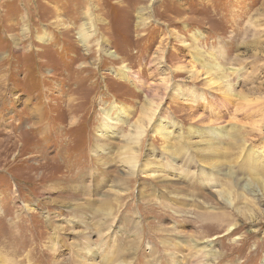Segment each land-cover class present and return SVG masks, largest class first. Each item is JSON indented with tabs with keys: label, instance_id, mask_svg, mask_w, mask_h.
<instances>
[{
	"label": "rangeland",
	"instance_id": "374dc122",
	"mask_svg": "<svg viewBox=\"0 0 264 264\" xmlns=\"http://www.w3.org/2000/svg\"><path fill=\"white\" fill-rule=\"evenodd\" d=\"M88 16L92 37L84 46L78 35L87 31ZM43 34L45 41L38 42ZM211 55L228 76L221 85L228 84L234 96L261 99L264 116V0H0V264H102L107 248L112 249L108 258L123 256L113 264H180L183 259L193 264L189 240L205 228L219 229L204 239L220 254L215 262L264 264V206L250 220L254 211H241L243 205L239 212L228 202L223 203L227 209L213 205L214 199L221 203L214 193L218 188L198 180L197 171L181 165L172 150L171 156L159 151L172 144L170 137L186 133L193 118L188 100L202 104L210 93L205 74L195 73L201 64L196 57L208 60ZM122 67L134 78L119 79ZM173 91V100L160 104L177 123L169 141L152 137L148 128L143 142L157 150L152 168L159 175L138 172L117 206L112 178L121 172L117 162L123 135L132 130L146 102ZM112 105L133 113L117 126V134L106 137L112 143L108 149L95 156L92 136L102 109ZM224 121L244 126L252 146H262L256 131L264 135V122L249 117L237 123L228 115ZM239 171L242 180L245 173ZM79 175L87 181L76 196L60 190L41 193L50 183L77 184ZM140 177L150 185L142 200ZM74 207L80 211L71 212ZM98 212L106 214L108 224ZM223 212L232 215L235 226H214ZM68 220L74 223L67 225ZM225 234L230 235L221 237ZM87 242L93 248L89 257L81 252Z\"/></svg>",
	"mask_w": 264,
	"mask_h": 264
},
{
	"label": "bare ground",
	"instance_id": "6f19581e",
	"mask_svg": "<svg viewBox=\"0 0 264 264\" xmlns=\"http://www.w3.org/2000/svg\"><path fill=\"white\" fill-rule=\"evenodd\" d=\"M87 20H88L87 31L85 32L83 31L84 29H82V31H80L78 35L79 41L84 46L87 45L89 38L92 37V33H90L91 31H89L91 26H93L91 22L92 18L88 16ZM140 20L147 21V19L143 16H140ZM45 35L46 34H43L42 36L38 35L36 37L37 41L38 42L45 41ZM192 40L194 44L195 39L192 38ZM103 41L102 43L105 44V41L104 42ZM192 47L193 48L191 49V53H194L195 46H192ZM102 51H104L103 48H102ZM209 57L210 58L208 60H206V58L203 59L200 56L196 57V61H198L201 64L198 65V68L200 69V71L196 72L195 74L196 76H199L202 73L205 74L204 83H206V86L209 87L210 93L204 95V98H202V101H203L202 104L197 103L200 99H195L191 97V99L188 100V103H189L188 106L189 108L192 109V113L190 116L193 118L189 119L190 124L185 129L186 131L185 134L181 131L176 134V137H174V135L170 137L173 134V129L176 127L177 123L175 122V120H173V124L171 123L172 117H169V115L165 113V110H167V108L165 110L160 108V104L162 101H164V99L168 103L171 102V100H173V97L175 95L173 91V93L168 96H166V94L160 95V98H158L156 102H154L153 100L146 102L140 109V115L138 119L131 126L132 130L126 135L125 134L123 135V140L121 142L122 144L118 148L120 149V151L118 153L119 160L117 162L121 166L120 168L121 172L119 171L120 173H116L112 178V184L115 187V199L114 200L117 206L122 200L121 197L124 195L123 192H125L127 188H129V184H131L130 186L131 188H133V184H134L133 176L135 177V175H137L138 172L144 177H150V175L155 176V173H157L156 175H159V172H157V169L152 168L153 162H155L154 159L157 158L155 157V153H157V150L154 149V146H152L151 143H149L146 148H145V145L143 144L146 133L148 132V128L149 130H151L152 137L158 136L162 138V140L166 143L169 141V137H170L171 142L173 141L172 142L173 145L171 143L170 145H168V147L164 145L159 150L162 153V155L167 154L171 156V150H172V152L175 153L176 156L181 158V162H182L181 165L185 164L186 168L192 169L194 173L197 171L196 176L198 180H200L201 182L205 184L210 185V187L212 188H218V190L215 191L214 193H216L217 198L220 200L221 203H218L217 200L214 199L215 202L213 205H222L224 209H227L226 205H224L223 203L228 202V204L231 206L230 208L233 209V211L235 210L238 212L239 210H241L239 208V205H243L241 211H243V207H245L244 211H248V212L254 211L249 216L251 218L250 220H252L253 216L254 215L256 216L257 213L259 212V209H260L259 205L262 204L264 206V149H263L264 148V135H262L263 133H259L261 132L260 130L256 131L258 135L260 136V138L262 136V146L255 147V146H252V143L249 141V139L247 137L245 138V136L243 135V132L245 131L244 126L239 125V128H238V126H235L234 124L224 123L225 122L224 116L228 115V116H231L233 120L237 121V123H239L242 119H247L251 117L252 119L255 120V123L259 122L260 124H262V122H264V116H261L260 113L263 109V105H262L263 103H259L261 101V99L259 98H253V97L249 98L248 96H245V95H240V96L232 95L230 86L228 84L221 85L220 83V81L228 79V76L224 73V70L221 69V67H217L218 63L216 62V58L214 57V55H211ZM191 64L193 65L192 69H194L195 68L194 63L192 62ZM180 69H182V67L175 68L174 71L177 72L178 70L180 71ZM234 71L235 70H232V73H234ZM129 73L130 72L126 68L122 67L118 69L116 76L119 79H123V80L125 78L129 79V77L134 78ZM135 81L136 83L141 84L139 80H135ZM154 85L155 83L153 84V86ZM147 88H149V85L147 86ZM164 88L165 90L167 89V87H164ZM153 89L155 90L156 88L154 87ZM199 108L201 109V114L197 115L196 114L198 111L197 109ZM132 113L133 111L130 110L129 108H125V107L123 108L121 106H116V105H112L111 107L107 109L105 108L102 109L100 122L99 124H97L98 125L97 133H95V135L92 136L91 150L95 153V156L102 155L101 151L108 149L106 146L112 143L110 140H108L109 138H106V137L108 135H114V133L118 131L117 126L123 123L122 121L126 122ZM33 114L34 113H32V115ZM115 114L116 116L113 118V115ZM111 120L113 124L111 123ZM69 121H70L69 125H71L73 123V120H69ZM256 126L259 127L258 125ZM71 128L72 127H69V129ZM29 129L30 127L28 128V130ZM20 136L23 137L22 135ZM193 138H195V140L197 141L195 140L192 141ZM175 144L176 146L174 147ZM196 147H199V148L197 149ZM143 149H145L144 158L141 157V153ZM142 159L143 161L141 162ZM170 161H173V158H171ZM106 165H108V163L104 164L103 166L105 167ZM53 168H55L56 170L57 166L56 167L53 166ZM239 168L242 169L243 171L242 173H245L244 178L242 180L240 179L241 176L240 177L238 176V173H240ZM67 169H69L68 171L70 172L73 170V168L71 169L69 167ZM233 170L235 171L233 172ZM106 172H107L106 170H102L101 173L105 174ZM85 176L79 175L75 177L78 183L74 185L69 184L65 186L67 188L63 187L62 185L59 186L58 185L59 183H50L42 187L41 193L43 191L57 192L58 190H60L59 192L64 191V192H67L69 195L76 196L80 193L81 189L82 190L85 189L84 184L87 181L85 179ZM165 182L166 180L164 181V183ZM95 183L97 185H100L101 178H97ZM148 186L150 187L149 181L140 177L139 188H138V193L140 194V200L143 199L144 193L146 192ZM171 189L175 191L173 187H171ZM204 196H207V195H204ZM13 198L15 199V197ZM45 204L48 205L49 203H45ZM70 211L76 213L80 211V208L79 207L70 208ZM101 211H103V208H101ZM96 215H100L102 218L106 217V214L102 212H98ZM103 220L105 223H107L108 221V219L105 220V218H103ZM217 221H215L217 223L214 224V226L217 225L218 228L219 227L228 228L229 226L236 225L234 222L235 220L232 217V215L227 214V212H223L219 214ZM72 222L74 223V221L68 220L66 221V224L68 225ZM49 226L51 227V224ZM92 226H95V225H92ZM53 227L54 228H52V230L55 231L54 233H56L57 225ZM199 229H201V227L198 228V231ZM205 229L204 230L202 229L203 231H201L200 237L199 236L195 238L192 237L191 240H189L190 238L188 239L192 244V249L194 251L193 252L194 257L196 258V262H197L193 264H219L218 262L219 259L217 260V262L215 261L219 257L220 254L217 252V250H213L214 245L209 246L210 242H207L204 240L205 237H207V235L212 230H215V232H219V229L213 228L211 230H207L206 232H204ZM229 232L230 230L227 229L225 233H229ZM197 234L198 232L196 231V235ZM229 235L230 234H225V235H221V237L225 238V237H228ZM54 238H56V236H54ZM133 242H134L133 244L135 245L137 244L136 238L133 240ZM91 245L92 244L87 242L86 246L83 248V251H81L82 253L83 252L86 253L88 257L92 255L90 254V251H92L93 249L91 248L92 247ZM175 245H176L175 243L174 245L172 243V246L175 247ZM200 245L202 246L201 250L198 249ZM137 247H140V244H138ZM137 247L132 248V250L135 251ZM106 250L108 251V253L105 252L106 254L102 257V260H101L102 264H113L116 257H121V258L123 257L120 252L119 256H116V257L113 256V258H108L109 251L111 252L112 249L107 248ZM96 251H98L99 253L102 252L100 246L98 247V249H96ZM126 251H128V248ZM178 257H180V255H178ZM183 260L180 261V264H184ZM123 261H121V263ZM80 263L86 264L87 262L80 261ZM124 264H128V263L125 262ZM190 264H192V261L190 262Z\"/></svg>",
	"mask_w": 264,
	"mask_h": 264
}]
</instances>
